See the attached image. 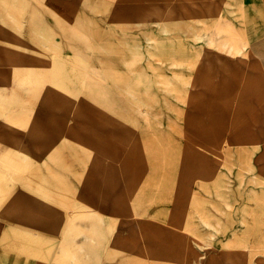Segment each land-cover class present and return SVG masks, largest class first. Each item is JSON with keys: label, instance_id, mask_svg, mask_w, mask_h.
Wrapping results in <instances>:
<instances>
[{"label": "rangeland", "instance_id": "1", "mask_svg": "<svg viewBox=\"0 0 264 264\" xmlns=\"http://www.w3.org/2000/svg\"><path fill=\"white\" fill-rule=\"evenodd\" d=\"M242 2L0 0V254L264 264V180L216 96L252 65Z\"/></svg>", "mask_w": 264, "mask_h": 264}, {"label": "crops", "instance_id": "2", "mask_svg": "<svg viewBox=\"0 0 264 264\" xmlns=\"http://www.w3.org/2000/svg\"><path fill=\"white\" fill-rule=\"evenodd\" d=\"M242 5L247 14L245 25L247 52L252 65L241 72L239 84L233 83L226 88H217V107L220 106V96L223 91H228L225 106L232 109L234 113L230 118L222 119L223 122L232 123L231 131L226 136L227 149L234 159L237 158L239 163L246 165V169L255 170L264 180V0H245ZM50 18L57 23V19L53 16ZM122 30L130 31L126 27ZM138 31L140 30L135 32ZM56 35L72 45L74 43L80 49L84 47L70 29L62 27ZM220 91H222L221 94ZM78 213L76 209L72 210L70 217L76 218ZM0 264L12 263L5 254H0Z\"/></svg>", "mask_w": 264, "mask_h": 264}, {"label": "bare ground", "instance_id": "3", "mask_svg": "<svg viewBox=\"0 0 264 264\" xmlns=\"http://www.w3.org/2000/svg\"><path fill=\"white\" fill-rule=\"evenodd\" d=\"M183 78V77H182ZM184 79V83H185V78H183ZM190 79H192V78H190ZM188 81V79L186 80V82ZM190 83V82H189ZM179 93H181V91H179ZM257 118V117H256ZM257 124V123H256ZM255 126V125H254ZM244 129H245V127H244ZM246 130V129H245ZM252 130V129H251ZM244 131V130H243ZM254 131V130H253ZM257 132V131H256ZM239 133V132H238ZM241 134V133H240ZM243 135H245V133L243 134ZM256 135V134H255ZM253 136V135H252ZM231 137V136H230ZM247 137V136H246ZM255 137V136H254ZM245 138V137H244ZM256 138V137H255ZM250 139V138H249ZM249 139H246V140H249ZM256 140H260V139H256ZM233 141V140H232ZM231 141V142H232ZM235 141V140H234ZM250 141V140H249ZM248 141V142H249ZM230 142V141H229ZM249 143H251V142H249ZM232 144H234L233 142H232ZM253 144V143H252ZM243 145V144H242ZM230 146H231V144H230ZM235 146V145H234ZM255 147V146H254ZM259 154V153H258ZM259 156H261V155H259ZM229 164V163H228ZM260 164V163H259ZM118 165V164H117ZM230 165V164H229ZM231 166V165H230ZM234 168V167H233ZM239 168V167H238ZM234 169H236V168H234ZM238 171H240V169L238 170ZM225 172V171H224ZM246 174V173H245ZM233 175V174H232ZM245 176V175H244ZM254 176V175H253ZM261 192V191H260ZM261 194V193H260ZM264 194V193H263ZM232 205V204H231ZM248 249V248H247Z\"/></svg>", "mask_w": 264, "mask_h": 264}]
</instances>
